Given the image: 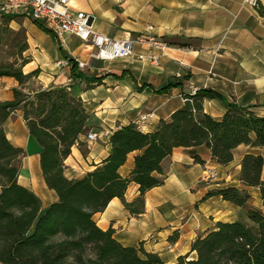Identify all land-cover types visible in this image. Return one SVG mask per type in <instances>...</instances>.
Instances as JSON below:
<instances>
[{"label": "crops", "instance_id": "0c3cea01", "mask_svg": "<svg viewBox=\"0 0 264 264\" xmlns=\"http://www.w3.org/2000/svg\"><path fill=\"white\" fill-rule=\"evenodd\" d=\"M255 9L245 0H69L73 11L92 16L93 29L116 40L145 36L168 44L158 63L137 58L98 60L95 48L73 35L58 43L52 34L40 29L28 17L17 16L14 28H25L29 62L23 73L38 70L27 85L33 88L69 87L81 99L88 115L81 146L74 145L65 159L67 178H80L104 160L110 151L109 137L120 128L135 124L143 132L156 130L161 120L181 108L188 95L207 89L220 98L205 99L204 112L219 120L229 105L247 107L264 115V0ZM134 53L147 56L160 53L148 43H137ZM88 80L71 77L72 63ZM18 82L0 78V102L13 98ZM151 113L139 123L142 115ZM6 138L22 148L18 183L33 191L43 208L57 200L43 179L40 168L41 148L27 130L23 113L16 110L3 124ZM94 132L95 141L86 134ZM137 153L128 155L119 169L128 177ZM246 154L264 157V147L239 145L228 165L218 164L205 146L177 147L163 162L166 178L161 186L148 190L144 211L131 215L118 198L112 199L93 219L102 230L113 229L115 239L124 246L142 247L157 254L165 264L191 252L194 240L211 231L218 221L238 220L244 210L256 208L264 213V200L258 188L245 186L240 179L241 161ZM197 155L204 164L196 163ZM205 167L214 168L218 179L200 182ZM261 179L264 180V168ZM226 187L244 189L249 199L239 207L219 194L209 192ZM139 195L131 182L125 192L127 201ZM176 236L173 239V236Z\"/></svg>", "mask_w": 264, "mask_h": 264}, {"label": "trees", "instance_id": "16d2710c", "mask_svg": "<svg viewBox=\"0 0 264 264\" xmlns=\"http://www.w3.org/2000/svg\"><path fill=\"white\" fill-rule=\"evenodd\" d=\"M0 50L8 58L0 62V78L18 82L13 98L0 102V264H165L155 253L142 247L124 246L114 230H102L93 219L109 202L118 198L133 216L143 213L145 193L161 186L166 178L163 162L174 148L205 146L220 165L233 160L239 145L264 147V115L247 107L229 105L221 119L204 112L205 99L220 98L211 90L201 89L188 95L184 105L168 120H161L153 132H143L135 124L114 131L109 137L108 156L80 178L64 174L65 159L79 137L88 130V115L81 99L69 87L33 88L28 81L38 70L23 73L29 62L23 30L13 31V16L0 15ZM36 25L49 31L41 24ZM72 63L73 80H88ZM21 110L29 135L41 148L40 168L46 186L57 200L43 208L41 199L18 183L20 159L26 153L6 138L3 124ZM136 152L128 177L119 169L129 154ZM196 163L204 164L199 156ZM264 157L246 154L241 161V182L258 188L264 200L261 179ZM138 185L139 195L125 199L128 185ZM244 207L249 194L244 189L226 187L209 192ZM175 235L173 239H175ZM190 253L172 264H264V213L248 208L233 222L218 221L214 228L198 236Z\"/></svg>", "mask_w": 264, "mask_h": 264}, {"label": "built area", "instance_id": "2783aa9c", "mask_svg": "<svg viewBox=\"0 0 264 264\" xmlns=\"http://www.w3.org/2000/svg\"><path fill=\"white\" fill-rule=\"evenodd\" d=\"M69 0H0V15L28 17L35 23H41L55 40L64 45L65 36L73 35L85 44L95 48L93 57L98 60H114L119 58L147 59L152 63H158L163 51L168 44L152 37L139 36L132 39L124 36L120 39H110L105 35L96 32L91 24L92 16L82 11H73ZM245 3L255 9L260 7L259 0H245ZM137 43H148L160 53H153L147 56L134 53L133 47ZM84 62L78 61L77 67L83 68ZM185 101L188 98L184 99ZM151 113L140 117L139 123L147 121ZM97 135L88 132L86 139L95 141ZM218 179V172L211 167H205L200 182L210 183Z\"/></svg>", "mask_w": 264, "mask_h": 264}, {"label": "rangeland", "instance_id": "374dc122", "mask_svg": "<svg viewBox=\"0 0 264 264\" xmlns=\"http://www.w3.org/2000/svg\"><path fill=\"white\" fill-rule=\"evenodd\" d=\"M1 18V17H0ZM15 19V18H14ZM15 26H13V24H11V22L9 23V28L13 31H19V30H23L24 31V34L26 36V31H25V28H23L22 26L20 28H14ZM25 55V53H24ZM8 58V56L5 54L4 50H0V62L1 61H4ZM21 160L20 159V163H21Z\"/></svg>", "mask_w": 264, "mask_h": 264}]
</instances>
